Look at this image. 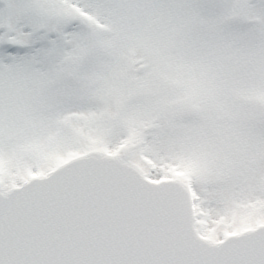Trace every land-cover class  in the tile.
<instances>
[{"label":"snow or ice","instance_id":"6c2138e0","mask_svg":"<svg viewBox=\"0 0 264 264\" xmlns=\"http://www.w3.org/2000/svg\"><path fill=\"white\" fill-rule=\"evenodd\" d=\"M0 264H264V0H0Z\"/></svg>","mask_w":264,"mask_h":264}]
</instances>
